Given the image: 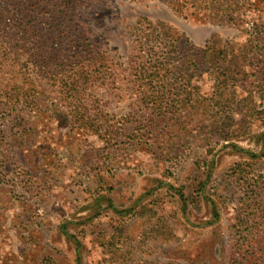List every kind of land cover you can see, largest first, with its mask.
I'll return each instance as SVG.
<instances>
[{"label": "rangeland", "instance_id": "374dc122", "mask_svg": "<svg viewBox=\"0 0 264 264\" xmlns=\"http://www.w3.org/2000/svg\"><path fill=\"white\" fill-rule=\"evenodd\" d=\"M173 1L72 0L86 50L2 56L0 264H264V0ZM164 24L244 74L180 73Z\"/></svg>", "mask_w": 264, "mask_h": 264}, {"label": "trees", "instance_id": "16d2710c", "mask_svg": "<svg viewBox=\"0 0 264 264\" xmlns=\"http://www.w3.org/2000/svg\"><path fill=\"white\" fill-rule=\"evenodd\" d=\"M222 1L174 0L173 3L174 8L181 12L188 3L194 5L204 2L216 15H220L224 13L221 9ZM51 3L55 8L50 11L49 15L46 11L49 10L47 7ZM71 7L72 0H0V60L6 54L27 53L35 66L48 72L52 65V57L60 59L59 44L66 35L71 43L78 41L80 48L83 51L86 50L84 37L81 36L77 27L71 25ZM172 30V27L163 25L166 38L173 41L171 53L180 57L177 56L180 59V65L177 66L180 73L201 74L204 68L219 60L221 64H226L220 83L228 82L229 78L238 80L239 76L244 74L246 56L241 47H234L230 44L220 47L215 44L207 46L201 50L200 57L197 61H193V67H191L188 60L190 46L185 44L182 37H174ZM10 99L18 100L19 93L12 94ZM236 172L237 170L233 169L228 174L233 177V173ZM241 239L244 240V236H241ZM246 261L249 262L250 259Z\"/></svg>", "mask_w": 264, "mask_h": 264}]
</instances>
